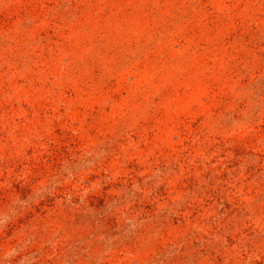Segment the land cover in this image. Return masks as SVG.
<instances>
[{"label":"rangeland","instance_id":"1","mask_svg":"<svg viewBox=\"0 0 264 264\" xmlns=\"http://www.w3.org/2000/svg\"><path fill=\"white\" fill-rule=\"evenodd\" d=\"M0 264H264V0H0Z\"/></svg>","mask_w":264,"mask_h":264}]
</instances>
